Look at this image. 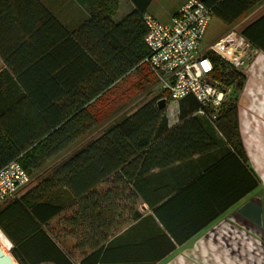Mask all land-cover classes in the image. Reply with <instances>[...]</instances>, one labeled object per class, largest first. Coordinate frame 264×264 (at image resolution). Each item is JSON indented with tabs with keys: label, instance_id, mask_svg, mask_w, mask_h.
Wrapping results in <instances>:
<instances>
[{
	"label": "trees",
	"instance_id": "obj_1",
	"mask_svg": "<svg viewBox=\"0 0 264 264\" xmlns=\"http://www.w3.org/2000/svg\"><path fill=\"white\" fill-rule=\"evenodd\" d=\"M78 1L86 15L70 28L41 0H0V168L16 159L30 176L0 206L17 264L114 262L113 232L142 216L148 173L211 149L215 130L245 159L237 121L243 71L210 55L215 78L229 88L212 120L210 107L194 114L202 105L190 94L173 125L158 108L159 93L125 108L156 84L141 62L142 15L152 0H128L121 17L120 0ZM202 1L264 52V0ZM130 246L138 256L122 261L148 260L144 242Z\"/></svg>",
	"mask_w": 264,
	"mask_h": 264
},
{
	"label": "crops",
	"instance_id": "obj_2",
	"mask_svg": "<svg viewBox=\"0 0 264 264\" xmlns=\"http://www.w3.org/2000/svg\"><path fill=\"white\" fill-rule=\"evenodd\" d=\"M70 1L71 11L54 14L73 28L86 10L78 0ZM183 1L177 0L166 21ZM131 7L120 0L117 17ZM243 72L237 121L245 159L215 130L211 149L151 170L142 216L113 232L116 260L100 264H264V52L249 58ZM65 242L72 247L74 237ZM142 242L148 260L122 261L138 256L137 246L130 245Z\"/></svg>",
	"mask_w": 264,
	"mask_h": 264
},
{
	"label": "built area",
	"instance_id": "obj_3",
	"mask_svg": "<svg viewBox=\"0 0 264 264\" xmlns=\"http://www.w3.org/2000/svg\"><path fill=\"white\" fill-rule=\"evenodd\" d=\"M211 17V8L202 0H184L167 21L144 13L142 19L147 29L144 42L148 52L141 60L156 78L155 87L160 89L157 101L164 99L166 105L168 100L179 102L186 95H193L202 105L194 114L206 116L204 106L210 107V120L215 118L229 92V88L215 78L210 55H219L239 67L258 52L235 31L234 26L201 48ZM227 49H231L235 59L226 56ZM167 120L169 125L177 123L178 113L172 120L168 117ZM29 182L30 176L18 160L13 159L1 167L0 206L15 197ZM0 233L3 234L1 230ZM7 246L10 249L8 239Z\"/></svg>",
	"mask_w": 264,
	"mask_h": 264
},
{
	"label": "rangeland",
	"instance_id": "obj_4",
	"mask_svg": "<svg viewBox=\"0 0 264 264\" xmlns=\"http://www.w3.org/2000/svg\"><path fill=\"white\" fill-rule=\"evenodd\" d=\"M41 1L47 6V8H49L51 11L55 13H68V11H71L73 4L72 1L70 0H41ZM123 3L124 2H122L121 7L123 6ZM176 3L177 0H152L151 3L149 4L150 8L147 9V12L160 21H166L168 15L171 12L170 11L171 8H174L176 6ZM229 29L230 26L226 25L217 17L212 16L205 31L203 40L201 42V48L206 47L209 43L215 41L218 37L226 34L229 31ZM255 54L256 52L253 53L251 57L254 56ZM247 61L248 60H245L244 63L237 68L241 71H244V66L246 65ZM0 66H1V61H0ZM159 92L160 89L154 86L152 88V94L148 93V90L146 92H142L134 99H132L125 108L129 106L131 107L133 105L137 106L138 104L141 103V101L145 100L146 98H150L154 94H157ZM178 105L179 102H176L175 100L166 101V105L164 106V113L170 120H172L174 117L177 116ZM0 246L2 250L5 251V253H9V248L7 245L5 247V244L1 243Z\"/></svg>",
	"mask_w": 264,
	"mask_h": 264
},
{
	"label": "water",
	"instance_id": "obj_5",
	"mask_svg": "<svg viewBox=\"0 0 264 264\" xmlns=\"http://www.w3.org/2000/svg\"><path fill=\"white\" fill-rule=\"evenodd\" d=\"M165 101L160 99L158 101V108H164ZM0 264H17L10 253H5L0 246Z\"/></svg>",
	"mask_w": 264,
	"mask_h": 264
},
{
	"label": "bare ground",
	"instance_id": "obj_6",
	"mask_svg": "<svg viewBox=\"0 0 264 264\" xmlns=\"http://www.w3.org/2000/svg\"><path fill=\"white\" fill-rule=\"evenodd\" d=\"M226 56L230 59H235L234 55L231 53V49H227L226 51ZM3 235V234H2ZM5 237V236H4Z\"/></svg>",
	"mask_w": 264,
	"mask_h": 264
}]
</instances>
